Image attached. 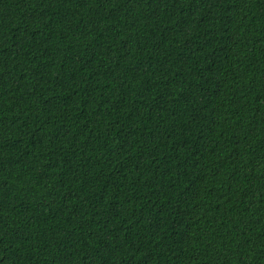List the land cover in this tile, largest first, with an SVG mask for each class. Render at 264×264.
I'll use <instances>...</instances> for the list:
<instances>
[{
    "label": "trees",
    "instance_id": "trees-1",
    "mask_svg": "<svg viewBox=\"0 0 264 264\" xmlns=\"http://www.w3.org/2000/svg\"><path fill=\"white\" fill-rule=\"evenodd\" d=\"M0 264H264V0H0Z\"/></svg>",
    "mask_w": 264,
    "mask_h": 264
}]
</instances>
